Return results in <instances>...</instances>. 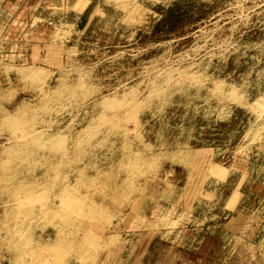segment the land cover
Instances as JSON below:
<instances>
[{"label":"rangeland","instance_id":"374dc122","mask_svg":"<svg viewBox=\"0 0 264 264\" xmlns=\"http://www.w3.org/2000/svg\"><path fill=\"white\" fill-rule=\"evenodd\" d=\"M0 264H264V0H0Z\"/></svg>","mask_w":264,"mask_h":264}]
</instances>
